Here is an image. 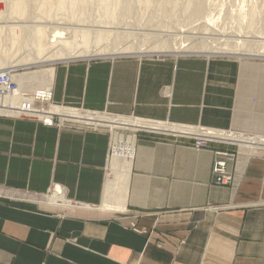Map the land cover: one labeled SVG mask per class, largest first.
<instances>
[{"label":"crops","instance_id":"obj_1","mask_svg":"<svg viewBox=\"0 0 264 264\" xmlns=\"http://www.w3.org/2000/svg\"><path fill=\"white\" fill-rule=\"evenodd\" d=\"M262 59L170 52L55 64L53 105L177 133L138 131L126 183L110 186L108 130L0 116V264H264V158L240 152L232 184L219 186L213 152L233 147L198 150L176 131L264 136Z\"/></svg>","mask_w":264,"mask_h":264},{"label":"rangeland","instance_id":"obj_2","mask_svg":"<svg viewBox=\"0 0 264 264\" xmlns=\"http://www.w3.org/2000/svg\"><path fill=\"white\" fill-rule=\"evenodd\" d=\"M5 1L0 0V2H2L3 4L6 3L3 5L4 15H0L1 25L17 22L19 25L22 26L40 25L50 30L54 29L55 27H58V31L61 32V36L58 37L59 47L64 45V47L72 51L87 50V52H91L89 54H93L95 53V51L104 48L119 51L120 49L128 46L132 47L129 52L125 53H119L114 55L107 53V55L102 56H82L79 58L129 56L136 55L138 53H170V51H138L137 48H145L147 46H151V44L153 45L157 43V39L161 41L160 38L168 39L173 44L184 43V45L192 44L191 42L193 41V44L197 43V45L199 43L202 44L205 41H208L213 43L214 46L217 47H221L222 43H224L226 40L236 41L246 39L256 44L264 42V34L256 33V31L252 27H250L251 20H249V17L252 18V15L250 14L248 16L250 8H255V14L257 13L258 16L260 14V16L258 17L256 16V14L254 15L255 17L253 16V18L256 19L258 17L259 19H257L264 26V0H204L207 10L205 15L202 16L195 15L192 9V5L198 0H170L167 4L162 3L161 0H150V3L148 4L146 3L147 0H108L107 4L106 2H101V0H89L90 2L87 0H64L65 6L62 9H59L58 7V3L60 0H50L51 5L48 7L47 12L40 11L38 6L39 3L34 2L32 0L34 2L32 3L33 5L22 15L10 14L11 12L7 11L10 8V0ZM248 8L249 11L246 12ZM257 10L261 11V13ZM245 13H247V17L245 16ZM161 15H163L164 17ZM101 29H110V34L108 38L102 41L91 40V38L95 35V32ZM82 30L87 31V33H90L91 35L93 34V36L87 39L88 37H85L81 33ZM195 37H200L197 42L196 39L194 40ZM25 50L19 53L22 54L25 52ZM10 51V53L12 54L14 50L11 49ZM28 51L29 50H26V53ZM182 52L183 51H171V53ZM10 53L8 48L6 47L3 51V55L0 54V57H7V54ZM183 53L256 56L264 58V55L259 54L240 55L229 52L213 53L209 49H190L188 51H184ZM68 60H60L53 63H29L26 65L17 66L13 69H16L18 73L30 72L34 70H44L50 67H54L57 63ZM26 88L29 91H35L36 84L27 83L24 91H26ZM127 118L132 119L131 117ZM115 132L116 133L113 132L114 137H117L115 143L120 146L122 143L128 141L129 145L132 146L135 150V154L133 157L134 159L136 155L135 132L121 129H116ZM210 147L211 146H209V148ZM234 148L236 149V147ZM110 151L111 146L109 149V172L112 168V162L115 156L113 155V157L111 158ZM241 152L249 153L247 150H242ZM247 153L244 154L248 155ZM260 155L264 158V154L261 153Z\"/></svg>","mask_w":264,"mask_h":264},{"label":"bare ground","instance_id":"obj_3","mask_svg":"<svg viewBox=\"0 0 264 264\" xmlns=\"http://www.w3.org/2000/svg\"><path fill=\"white\" fill-rule=\"evenodd\" d=\"M33 1L39 3V5L38 4L37 5L39 6L40 11H42V12H47L48 7L51 5L50 0H33ZM33 1L32 0H10V5H9L10 8L7 11H10L11 12L10 14L22 15L33 5L32 4V3H34ZM87 1H89V0H87ZM107 1L108 0H101V2H106V4H107ZM161 1H162V3L167 4L168 1H170V0H161ZM7 3H9V2H7ZM146 3L147 4L150 3V0H147ZM4 4H6V3H4ZM4 4L2 2H0V15H4V10H3ZM83 4H85V3H83ZM64 6H65V1L60 0L58 3L59 9H62ZM170 7H172V6H170ZM192 9H193L194 14L197 16L205 15L206 10H207L205 3H204V0H198L197 2H195L192 5ZM254 10H255V8H253V7L250 8V11H249V8H248V10H246V12L249 11L248 16L250 14L252 15V18L249 17V20H251L250 27H252L256 31V33L264 34V26L258 20L259 19L258 17L260 16V14L258 16V14L256 13L257 14L256 15ZM258 12L261 13V11H258ZM159 14H161V13H159ZM246 14L247 13H245V16L247 17ZM166 15H167V11H166ZM254 15L258 16L257 17L258 19L256 18L257 20L255 18H253ZM161 16H163V15H161ZM263 19H264V17H263ZM263 19H261V20H263ZM248 24H247V26H248ZM58 29H59L58 27H55L54 29L50 30V29H46L45 27H42L40 25H38V26H36V25L22 26V25H19L17 22L11 23V24L10 23L9 24H2V25L0 24V54L3 55V51L6 47L8 48L9 53L11 52L10 51L11 49L14 50L12 52V54L11 53L7 54L8 55L7 57H5V56H4L5 58L3 56L0 57V71L6 70V71L14 72L13 78L16 79L17 83H19V85L21 86V89H20L21 91H24L27 83L28 84L34 83V84H36L35 91L43 92V93H47V92L50 93L51 99L45 103L46 105L45 104L44 105L45 106L49 105V107L46 108L48 116L53 115L52 117L55 119V123L57 122L59 124L58 126L54 125L55 127H63V126L75 127L78 125H85V127H89L91 129H95V130H100V129L108 130L112 134L111 148L114 147L113 155H115L113 162H112V169L110 170V181H111L110 186H114L115 184H119V183L124 185L127 181L128 173L130 172L129 170H130V166H131V161H132V158L134 157L135 150L133 149L132 146L129 145L128 141H126V142L122 143L120 146H118L115 143L117 137H114L113 132L116 133L115 132L116 129L127 130V131L129 130V131L135 132L139 128L155 129L159 133H164V134H171V133H177V132H175L173 128H170V127H172V125H169L167 123L164 124L161 122L152 121L155 124H150V121H149V122H146L145 127H144L143 121L138 120L136 117H133V116L131 117L132 119H130L127 117H119L116 115L112 116L111 114L107 115V113L101 114L99 112L88 111V110H84V109H76V110L66 109V108H61V107L53 105L52 104L53 103V90H52L51 82H52L54 67H50V68L44 69V70H34V71L24 72V73L23 72L18 73V71L16 69H13V68H15L17 66H21V65H26L29 63H46V62H52L53 63V62L60 61V60L74 59V58H79L82 56H94V55L102 56V55H107V53L114 55V54L129 52V50L132 49V47H130V46L122 48L119 51L114 50V49L109 50V49L104 48V49H100L98 51H95V53H93V54H89L91 52H87V50H81V51L68 50L66 47H64V45L61 47L58 46V37L61 36V32L58 31ZM81 33L85 37H88L87 39H89V38H91V36H93V34L91 35L90 33H87V31H84V30H82ZM256 33H253V34H256ZM109 34H110V29H108V30H102V29L97 30L95 32V35L91 38V40L102 41L104 39H107ZM246 37H249V36H246ZM199 38L200 37H197V38L195 37L194 40L196 39V42H197V40ZM160 40L161 41H159L157 39V43H155L153 45L151 44V46H147L145 48H137V49H138V51L141 50V52H143V51H146V52H162V51L180 52V51H183L184 52V51H188L190 49H199V50L209 49L213 53L229 52V53H233V54L236 53V54H240V55H249V54L250 55H258V54L264 55V42L256 44V43H252L246 39L236 40V41L226 40L224 43H222L221 47L214 46L213 43L208 42V41H205L202 44L199 43L200 45L199 44L197 45V43L193 44L194 41L192 40L193 41V42H191L192 44L184 45V43L173 44L168 39H161L160 38ZM25 49L29 50V51L26 53ZM24 50H25L24 53H22V54L19 53V52L24 51ZM18 54H20V55H18ZM5 68H8V69H5ZM27 88H26L27 93L33 92V91H29ZM25 97H27V96H25ZM25 100L26 99L22 100L21 96H18V97L13 98V101L10 98H6L3 103L6 104L9 101H10V103H13V108H10L7 110L16 112L18 110L17 107L19 105L22 106V104L24 102H26ZM36 116H37L36 118H32V119L39 120L45 124V122H44L45 116L40 115V114L36 115ZM45 125H47V124H45ZM176 131H178V134L181 137L191 139L195 143H196L197 138L216 139V140L217 139L226 140V138H228L230 140H235L234 142H237L236 140L248 138L246 136V134L248 136L252 137L253 139H256V140L264 139V136H262V135H253V134H249V133L237 134V132H234V131H233L234 134H228L224 131L208 130L205 128L195 129V128L185 127V126L181 127L180 129H178ZM136 133L137 132H135V134ZM159 133H153V134H159ZM241 142H243V141H241ZM210 143H220V144H223V145H226L229 147H233L232 150H216L213 152L215 155L213 168H214V165L216 163L215 160L217 158V152L218 151H235L239 154L242 150H247L251 154H257V153L258 154H261V153L264 154V144L258 145L260 148H253V147L246 148L247 146L246 147L242 146V148L240 149V152H238L239 149L237 147H236V149L234 148L235 146H230V145H227V144H224L221 142H217V141L209 142L208 147H206V148H204L202 146L197 147L195 145H194V147L198 150L209 149ZM113 155L111 156V158L113 157ZM235 161L229 162V168H230L229 171L231 172V174L233 176V180H234L233 164L235 163ZM212 172H213V169H212ZM213 175H214V173H213ZM214 182H215V176H214ZM110 203H111V201H110ZM106 204L109 205V207H110L113 203H111V205H110L109 202L107 201ZM114 206H115V204H114ZM116 208H118V207H116Z\"/></svg>","mask_w":264,"mask_h":264},{"label":"built area","instance_id":"obj_4","mask_svg":"<svg viewBox=\"0 0 264 264\" xmlns=\"http://www.w3.org/2000/svg\"><path fill=\"white\" fill-rule=\"evenodd\" d=\"M14 72L10 71H0V116H11V117H17V118H25V119H32L36 118V115H43L45 116L44 122L48 126H58L59 124L56 122L55 119L52 117L53 115L48 116L47 113V107L45 106L46 102L51 99L50 93H43V92H37L33 91L31 93H27L26 91H21V86L19 83H17L16 79L13 78ZM21 91V92H20ZM21 96L22 100L26 99L22 106L17 107V111H8L7 109L13 108V103H10V101L6 104L3 102L6 98H10L13 101V98ZM27 96V97H25ZM45 104V105H44ZM46 111V112H45ZM150 124H155L154 122L150 121ZM138 131H145L149 133H159L155 129H148V128H139L135 132ZM228 134H234L233 131H224ZM237 134H239L237 132ZM229 136V135H228ZM248 138L245 139H239L236 140L237 142H234L235 140H230L226 138V140H220V139H202L197 138L195 146L197 147H208L209 142H221L230 146H235L239 149L238 152H240V149L242 146L246 148H260L258 145L264 144V139L262 140H255L252 137L248 136ZM243 141V142H241ZM113 146V145H112ZM114 147L111 148L110 156L113 155ZM238 153L235 151H218L217 152V158L216 163L213 168V173L215 176V184L219 186H227L230 185L233 181V176L231 172L229 171V162L235 161L237 159Z\"/></svg>","mask_w":264,"mask_h":264}]
</instances>
